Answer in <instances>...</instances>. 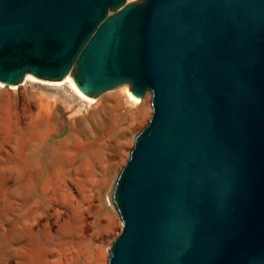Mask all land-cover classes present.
Instances as JSON below:
<instances>
[{
	"label": "water",
	"instance_id": "95a60500",
	"mask_svg": "<svg viewBox=\"0 0 264 264\" xmlns=\"http://www.w3.org/2000/svg\"><path fill=\"white\" fill-rule=\"evenodd\" d=\"M26 74L151 94L107 264H264V0H0V84Z\"/></svg>",
	"mask_w": 264,
	"mask_h": 264
},
{
	"label": "rangeland",
	"instance_id": "374dc122",
	"mask_svg": "<svg viewBox=\"0 0 264 264\" xmlns=\"http://www.w3.org/2000/svg\"><path fill=\"white\" fill-rule=\"evenodd\" d=\"M25 76L0 84V264H107L122 228L115 183L151 94L136 104L123 83L89 102L65 80Z\"/></svg>",
	"mask_w": 264,
	"mask_h": 264
},
{
	"label": "bare ground",
	"instance_id": "6f19581e",
	"mask_svg": "<svg viewBox=\"0 0 264 264\" xmlns=\"http://www.w3.org/2000/svg\"><path fill=\"white\" fill-rule=\"evenodd\" d=\"M25 78H31L29 75H26L25 76ZM64 80H65V82L66 83H69L75 90H76V92H78L85 100H87V101H89V102H92V99L91 98H88V97H86V96H84L83 94H81L80 92H79V90L77 89V87L75 86V84L72 82V80H71V78L69 77V76H66L65 78H64ZM127 95H128V97H129V99H130V101L131 102H134V103H138L139 102V100H138V98H136V97H134L131 93H130V91H128L127 92Z\"/></svg>",
	"mask_w": 264,
	"mask_h": 264
}]
</instances>
